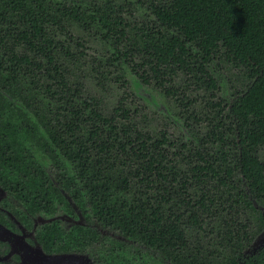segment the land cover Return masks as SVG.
<instances>
[{"label":"trees","instance_id":"trees-1","mask_svg":"<svg viewBox=\"0 0 264 264\" xmlns=\"http://www.w3.org/2000/svg\"><path fill=\"white\" fill-rule=\"evenodd\" d=\"M140 1L150 14L137 26L128 20L127 13L133 14L129 0H0L2 159L23 166L27 145L45 149L58 166L62 154L75 166V174L66 176L67 184L60 183L68 191L76 188L73 196L102 226L158 248L176 264H264V246L256 251L252 247L264 227V211L255 204L264 202V161L259 157L264 148V0ZM74 26L101 35L114 47V60L129 64L141 54L136 74L150 82L149 66L169 93L165 83L185 74L181 102L196 104L183 114L186 124L205 122L207 127L187 155L184 142L179 151L170 148L174 144L165 130L159 138L139 130L124 106L105 115L96 97L82 98L84 85L69 81L70 70L59 56L61 51L77 60L83 54L72 52L62 40L74 41ZM125 40L129 44L122 49ZM215 59L231 65L240 79L230 101H208V91L214 96L218 88L209 70ZM120 80L126 84L122 76ZM23 82L44 85L50 104L60 103L56 108L38 106V125L32 129L17 118L7 97L33 102L20 90ZM187 91L204 92L201 112L199 99L187 98ZM171 94L179 100L177 88ZM30 140L34 143H25ZM33 172L35 182L45 180L41 164ZM54 197L63 198L58 189ZM252 212H258L253 233L244 218ZM76 230L82 236L76 249L102 243L99 231Z\"/></svg>","mask_w":264,"mask_h":264},{"label":"flooded vegetation","instance_id":"flooded-vegetation-1","mask_svg":"<svg viewBox=\"0 0 264 264\" xmlns=\"http://www.w3.org/2000/svg\"><path fill=\"white\" fill-rule=\"evenodd\" d=\"M7 97L13 102L11 107L17 113V118L24 119L30 129L35 128L38 125L36 105L25 101L21 103L19 97L17 101L9 95ZM3 123L0 119L2 139ZM18 139L24 140L21 136ZM25 143L34 142L30 140ZM34 148L27 145V153L21 157L23 166H19L20 161L15 167L5 163L2 159L5 154H0V264H176L158 248L149 246L142 240H135L119 230L102 226L96 216L85 209L88 206L82 205L73 196L76 188L71 186V191H68L60 183L67 184L66 176L75 174V166L68 165L66 158L59 154V166L51 160V167L55 168L54 179L44 162L49 153L35 145ZM13 155L20 157V154ZM37 163L46 172L44 181H34L36 177L33 171ZM76 181L81 186V180ZM55 189L59 190L63 198L54 197ZM69 193L72 199L67 198ZM84 200L89 202L86 197ZM77 227L99 231L97 238H107L110 229L119 231L123 237L112 242L106 254L95 251L97 241L94 245L76 249L74 244L82 237L77 233ZM111 235L113 236L112 233ZM124 240L134 247L128 250ZM52 244H56L54 248H51ZM61 245L65 247L61 249ZM149 251L156 254L150 255L151 260Z\"/></svg>","mask_w":264,"mask_h":264},{"label":"rangeland","instance_id":"rangeland-1","mask_svg":"<svg viewBox=\"0 0 264 264\" xmlns=\"http://www.w3.org/2000/svg\"><path fill=\"white\" fill-rule=\"evenodd\" d=\"M107 1L108 0H101L102 3ZM110 1L118 2L117 4H124L125 2V0ZM129 1L133 4L130 6L133 14H130V12L127 13L128 20H130L132 24L140 25L141 22L147 19V16L150 14V12H148L146 6L142 5V1ZM70 28H72L71 31L74 35V41L69 43L68 40L62 37L65 47L69 46L72 52L75 51L78 52V54L82 50L83 54H81L77 60L71 59L70 56L67 57L64 53L60 54L61 51H59V56L61 61H64V64L69 68L68 70H70V82L72 84L78 81L83 82L85 89L82 92V98L96 97L101 102L100 109L103 110L105 115H111L114 109L118 108L120 105L124 106L129 110V114L132 117V120L136 123L139 130L142 132H150L154 138H159L161 136V131L165 130L167 132L168 139L174 144L173 147L170 148L179 151L183 149L181 144L184 142L188 145L187 149L184 151L186 153L184 155H187V150L192 147V143H198L201 140L207 131V127L205 122H202L199 125H192V127L186 124L183 114L191 111L196 106V104H191L188 107L181 102V92L184 91L185 87V74H177L174 76V82L165 83L167 87L171 88V93L174 88L178 89V100L177 95L169 93L156 82L157 78L153 75L149 66L146 67V73L150 82H144L140 76L136 74V71L139 70V64L142 60L141 54H136L135 60L129 62L130 65L128 63H124L123 58L120 60H114L112 58L114 47L111 46L110 43L106 42L101 37V35L95 36L94 32L85 30L80 26H74ZM131 35L134 34L132 33ZM77 41H80L83 44V47L78 45L76 43ZM128 44L129 41H123L121 45L122 49H126ZM89 59L100 68V72L97 73L92 70L91 62L88 63ZM112 61H115V63L112 64ZM209 70L215 78L218 88L215 91L214 96H211L210 92L208 91V101H230L233 96V92L241 86L236 70L229 64H225L221 61L218 62L217 59H215L210 64ZM103 72L105 73V78H103ZM121 76L125 80L126 84H123V80H120ZM159 80H161L160 77ZM43 86L44 85L34 87L29 83L23 82V84L20 86V90L27 96L29 95V97H31L33 101L31 103L36 105V107L41 106L42 108H52L53 106V108H56L60 106V103L58 102H52L53 104H50V96L48 95L46 88ZM186 93L190 96L187 98L195 97L199 99V104L197 107L199 106L198 112H201L200 108L204 107L205 100L200 98L202 96L204 97V92L187 91ZM41 107H38V109ZM224 113L226 114V112ZM119 121L126 122V120L121 118ZM224 122L226 125L231 124V121L229 119L226 120V118L224 119ZM227 136L233 138V134L229 135L228 132ZM226 149H228V147H226ZM175 156L176 160H180V157L177 155H174L173 157L175 158ZM259 157L264 161V148L260 149ZM44 162H46L50 173L55 179V168L51 167V159L46 158ZM182 165L183 163L180 161V167H182ZM190 192L194 195L195 190L191 188ZM128 196H130L129 193ZM67 198L72 199L70 193L67 195ZM255 204L257 207H259V209L261 208L264 211V202L255 200ZM255 214L258 216V212H252V214H250L248 217L243 216L251 224L249 227L251 233L256 230L255 225L257 223V218L255 217ZM244 222H246L245 219ZM205 226L207 227V225ZM209 228L210 227L208 226V229ZM263 230L264 227L256 234L254 240H257L259 235L264 237V233L262 232ZM191 232L192 231L189 230V234ZM122 237L123 235L119 231H113L110 229L108 237H104L102 239V243L100 240L97 241L95 251L98 250L106 254L108 252V246L112 242H115L117 238L121 239ZM124 241L128 247V250L134 247V245H131L129 241ZM251 251L252 250L250 249V253ZM151 254L155 253L151 251L148 252L150 260Z\"/></svg>","mask_w":264,"mask_h":264},{"label":"water","instance_id":"water-1","mask_svg":"<svg viewBox=\"0 0 264 264\" xmlns=\"http://www.w3.org/2000/svg\"><path fill=\"white\" fill-rule=\"evenodd\" d=\"M262 232L264 233V230ZM263 246H264V237H262V236L259 235L257 237V240H254V242H253V250L256 251V249H258L260 247H263Z\"/></svg>","mask_w":264,"mask_h":264},{"label":"clouds","instance_id":"clouds-1","mask_svg":"<svg viewBox=\"0 0 264 264\" xmlns=\"http://www.w3.org/2000/svg\"><path fill=\"white\" fill-rule=\"evenodd\" d=\"M253 247V246H252Z\"/></svg>","mask_w":264,"mask_h":264}]
</instances>
